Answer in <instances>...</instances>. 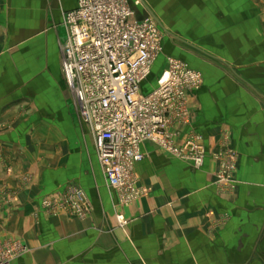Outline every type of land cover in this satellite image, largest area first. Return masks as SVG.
<instances>
[{"label":"crops","instance_id":"0c3cea01","mask_svg":"<svg viewBox=\"0 0 264 264\" xmlns=\"http://www.w3.org/2000/svg\"><path fill=\"white\" fill-rule=\"evenodd\" d=\"M138 1L137 13L167 35L162 56L202 74L186 95L188 127L171 131L175 141L200 136L204 163L193 167L143 142L134 173L148 193L119 205L61 72L62 15L77 0L45 10L37 37L28 32L37 30L38 0H0V189L14 195L0 200V239L26 246L12 264H264V8L253 0ZM23 44L40 58L24 57ZM224 134L239 153L233 197L213 184L211 156ZM70 187L85 192L86 219L43 209Z\"/></svg>","mask_w":264,"mask_h":264},{"label":"built area","instance_id":"2783aa9c","mask_svg":"<svg viewBox=\"0 0 264 264\" xmlns=\"http://www.w3.org/2000/svg\"><path fill=\"white\" fill-rule=\"evenodd\" d=\"M138 3L77 0L62 15L60 44L61 72L75 113L89 128L108 186L122 195L125 204L147 192L134 173L144 157L141 144L167 136L170 120L185 112L187 92L202 79L183 61L167 56L154 86L143 89L152 80L161 40L155 18L138 14ZM197 141L190 138L171 149L179 156L187 152L193 165L200 166L205 155ZM227 169L224 160L219 178L225 179ZM64 198L44 199L42 206H67L79 216L84 214L87 198L81 188H68ZM25 251L19 240L0 239V264H12Z\"/></svg>","mask_w":264,"mask_h":264},{"label":"rangeland","instance_id":"374dc122","mask_svg":"<svg viewBox=\"0 0 264 264\" xmlns=\"http://www.w3.org/2000/svg\"><path fill=\"white\" fill-rule=\"evenodd\" d=\"M23 1L24 0H19V2H21V4H23ZM66 1L67 0H38V5L36 6V10H34V14L36 13L35 14L36 15L35 21L37 22L36 23V29L37 30L34 31L31 29L28 33L32 36L37 37V34L39 32H42L41 26H42L43 19H45V10L48 11L49 15H52V14L56 13L55 11L57 9L63 7L64 3L62 4V6L60 5L62 2H65L66 4H68V2H66ZM253 2L255 4H257L258 6L264 8V0H253ZM21 10L22 11L25 10L24 5L21 6ZM16 17H19V16L17 15ZM20 17H22L24 19L23 14L20 15ZM45 22H46V20H45ZM48 23H49V21H48ZM25 33H26L25 31H22V36H24ZM167 33H169V32H167ZM32 36H30V37H32ZM165 38H167L166 33L160 29L161 52H160L159 57L155 61L153 69H152V73H153L152 80H149L148 82H146V84L143 87V89H145L147 91H149L154 86L157 76L159 75V73L161 72V70L163 69V67L166 64V58L168 55H166L165 57L162 56L164 54L163 42H164ZM174 44L177 48H184V46L179 45L180 43L178 41L174 42ZM187 48H188V51H190L192 53L197 52V51H194L195 49L193 50V48L190 46H187ZM19 50H20V53L22 55H24V57H26L27 55L30 56L32 53L34 56V53L36 52V49L34 48V46L30 45L28 47V44H23V45L19 46ZM185 50H187V49H185ZM39 52L40 51L37 50V54L35 53L36 58H40L42 52H40V53ZM163 58H165V59H163ZM197 72L200 73L199 71H197ZM200 75L202 78L201 73H200ZM202 81H203V78L201 79V82L197 87H199L202 84ZM185 106L186 107L184 109L185 110L184 113L178 114L170 120L169 126L166 130L167 139L164 136L162 139H157V140L151 141V142L155 146H157L160 150H162L163 152L168 153L170 156L175 157L176 159L183 160L187 163H190L194 167L195 165H193L192 161L189 160L187 152L183 156H179L176 153H174L171 149L172 147H182L184 145V143L190 139V136H188L190 131H188L186 133L187 137L184 139H180L179 141H175L172 139L173 133H176V132L171 131V128H173V126L176 125V127H178V126L188 127V123H189L188 122V111H187V105H185ZM195 138H197V140H198L197 142L203 147L204 155H205V148H204L203 143L201 142L200 136H197ZM211 157H212L213 161L216 163L215 178L213 180L214 187L216 188V190L220 194L226 195L228 197L235 196L237 183H238L237 178H236V171H237V167H238L239 153L234 148L233 143L231 141V137L229 134L223 135V142H222L221 146L218 148V150H216V152L212 153ZM224 160H226L228 162L227 176L225 177V179H221V178H219V175H220L219 171L221 170V164L224 162ZM203 163H204V158H203L202 164ZM138 184H139V182H138ZM139 186L145 187V186H142L140 184H139ZM109 189L113 192V194L115 195V197L117 199V203L121 206L129 205L132 202L136 201L137 199L141 198L142 196H145L148 193V190L146 188L147 192L136 197L135 199H133L128 204H125L122 202V195L120 193H118L117 191H115L114 189H112L110 187H109ZM13 198H14V195H13L12 191H9L6 189H0V200H2L4 203H8V204L11 203L13 201ZM50 198H55V199L61 201L64 198V193H62L58 196H54V197L51 196ZM86 198H87V196H86ZM90 208H91V206H90L88 199H87V203H86L85 212L82 216H79V215L73 213L69 209V207H67V206L56 205V206H51L48 209H45L43 207V209L45 210V212L47 214L54 215V214L64 212V213H68L69 215L74 216L78 219H84V218L86 219L90 214V210H91ZM227 219H228V213L227 212L222 213L221 215H219V217H216L213 220L212 229H215V228L222 226L223 224H225ZM11 239L16 240V238L15 239L11 238Z\"/></svg>","mask_w":264,"mask_h":264}]
</instances>
